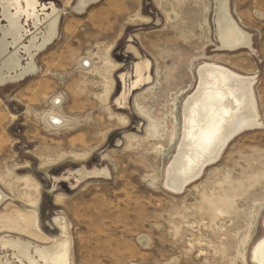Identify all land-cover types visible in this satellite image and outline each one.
I'll return each mask as SVG.
<instances>
[{
    "label": "rangeland",
    "instance_id": "obj_1",
    "mask_svg": "<svg viewBox=\"0 0 264 264\" xmlns=\"http://www.w3.org/2000/svg\"><path fill=\"white\" fill-rule=\"evenodd\" d=\"M39 1L60 11L57 36L34 73L0 86V264H253L264 237V0H229L251 39L234 51L219 47L213 0ZM206 61L254 79L262 125L173 192L165 170ZM53 109L67 123L50 127Z\"/></svg>",
    "mask_w": 264,
    "mask_h": 264
},
{
    "label": "bare ground",
    "instance_id": "obj_2",
    "mask_svg": "<svg viewBox=\"0 0 264 264\" xmlns=\"http://www.w3.org/2000/svg\"><path fill=\"white\" fill-rule=\"evenodd\" d=\"M24 1L26 3L24 13L26 14L28 8H35V1ZM94 1L80 0L76 7L85 8ZM213 1L219 47L228 51L241 48L251 50L250 35L244 32L233 20L231 13L229 14L230 1ZM12 3L16 4V13L10 18V26L6 32L11 37L15 36L19 30L17 15L22 13L20 3L19 0L0 1L2 7L6 9ZM50 18L52 21L56 19V13L53 12ZM7 64L10 65L11 62L8 60ZM111 68L115 69V65ZM253 85L254 79L250 75L241 74L219 63L206 61L198 66L194 88L183 102L181 131L176 151L165 170L164 185L166 188L173 192L183 191L200 178L207 166L219 160L223 150L235 137L243 131L262 125ZM108 90L105 94H108ZM59 115L53 109L47 113L46 123L50 127L67 123ZM5 198L6 196L0 190V204ZM20 219L26 224L27 222L30 224L33 220L37 221L36 218L32 220L29 215L23 213L20 214ZM37 229H39L38 226ZM25 232L32 233L29 227ZM70 247L69 242L68 252ZM40 257L45 258L43 255ZM64 258V255L61 257L56 255L53 260L47 257L44 263L52 261L53 264H64ZM250 260L253 264H264V237L251 249ZM169 264L176 263L173 261Z\"/></svg>",
    "mask_w": 264,
    "mask_h": 264
},
{
    "label": "flooded vegetation",
    "instance_id": "obj_3",
    "mask_svg": "<svg viewBox=\"0 0 264 264\" xmlns=\"http://www.w3.org/2000/svg\"><path fill=\"white\" fill-rule=\"evenodd\" d=\"M34 1L35 8H28L25 14L26 3L24 0H19L22 12L17 15L19 30L12 37L6 32L10 26V18L16 13V4L12 3L7 9L0 4V54L7 53L0 64V86L21 80L34 73L38 69L36 57L51 45L57 36L60 11L52 2ZM53 12L56 13V19L52 21L50 17ZM3 22L5 25H2ZM25 38L29 39L28 44L23 43ZM22 56L26 57L25 65L22 62ZM8 60L11 62L10 65L7 64Z\"/></svg>",
    "mask_w": 264,
    "mask_h": 264
}]
</instances>
